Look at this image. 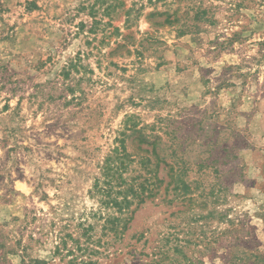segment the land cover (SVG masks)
I'll return each mask as SVG.
<instances>
[{"label":"rangeland","instance_id":"374dc122","mask_svg":"<svg viewBox=\"0 0 264 264\" xmlns=\"http://www.w3.org/2000/svg\"><path fill=\"white\" fill-rule=\"evenodd\" d=\"M126 122L179 171L115 237L93 184ZM74 255L264 264V0H0V264Z\"/></svg>","mask_w":264,"mask_h":264},{"label":"trees","instance_id":"16d2710c","mask_svg":"<svg viewBox=\"0 0 264 264\" xmlns=\"http://www.w3.org/2000/svg\"><path fill=\"white\" fill-rule=\"evenodd\" d=\"M128 119L129 116L126 120ZM157 138L158 135L153 130L145 132L143 126L126 122L115 138V145L101 161L99 176L95 177L93 190L100 196L101 204L110 205L116 209L117 214H108L102 226L113 232L115 237H121L128 228L131 219V215L127 216L129 207L133 204L135 206L143 204L158 193L164 181L157 175L159 168L161 166L167 168L171 178L175 177V172L179 171L178 168L174 169V163H168L156 155ZM128 140L130 146L127 144ZM143 145L151 146V148H143ZM134 146V150H130V147ZM89 229H91L90 225L83 229L82 236H85L83 242L74 240L77 250L87 253L88 257L97 252L91 247L92 239ZM139 236H142V232ZM65 242V239L59 236L54 253H59V244L62 243L65 247ZM173 249L179 252L182 247L175 244ZM73 250V248L68 249L67 253L73 255ZM115 251L120 253L121 249ZM76 258L77 256H72L70 263L73 264ZM83 263L94 264L95 262L88 258Z\"/></svg>","mask_w":264,"mask_h":264}]
</instances>
